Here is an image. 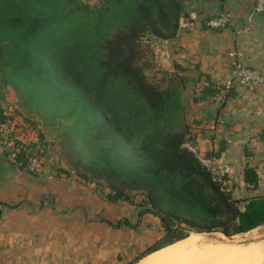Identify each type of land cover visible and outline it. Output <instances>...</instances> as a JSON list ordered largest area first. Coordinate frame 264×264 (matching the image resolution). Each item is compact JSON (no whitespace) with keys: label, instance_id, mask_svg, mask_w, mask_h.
<instances>
[{"label":"trees","instance_id":"1","mask_svg":"<svg viewBox=\"0 0 264 264\" xmlns=\"http://www.w3.org/2000/svg\"><path fill=\"white\" fill-rule=\"evenodd\" d=\"M70 1L0 0V74L41 103L62 105L63 115L76 120L74 133L95 143L94 157L77 159L84 167L78 174L106 178L112 202L142 190L148 205L139 213L158 216L165 231L176 224L231 235L264 223V194L236 198L220 189L184 145L190 125L180 89L145 72L142 37H174L184 0ZM221 87L208 83L200 97ZM5 118L0 105V122ZM25 153L16 156L21 165ZM258 179L254 166H244L247 189ZM157 249L149 246L125 264Z\"/></svg>","mask_w":264,"mask_h":264},{"label":"crops","instance_id":"2","mask_svg":"<svg viewBox=\"0 0 264 264\" xmlns=\"http://www.w3.org/2000/svg\"><path fill=\"white\" fill-rule=\"evenodd\" d=\"M253 4L184 0L176 35L166 42L150 39L162 65L184 77L182 92L190 89L186 141L233 177L236 198L264 194V86L222 85L234 60L264 70V13L254 12ZM222 11L232 14L227 26L206 24ZM208 83L222 87L200 97ZM246 165L259 176L252 190L243 180ZM115 204L77 179L30 171L0 147V264H125L145 245L142 229L159 217L138 211L132 222L128 215L114 213ZM118 218L121 222L114 226Z\"/></svg>","mask_w":264,"mask_h":264},{"label":"rangeland","instance_id":"3","mask_svg":"<svg viewBox=\"0 0 264 264\" xmlns=\"http://www.w3.org/2000/svg\"><path fill=\"white\" fill-rule=\"evenodd\" d=\"M72 1H70V3H72ZM79 1L92 5L99 0ZM142 41L145 45H143L142 48L145 61L148 64L147 67H145V72L148 78L160 86L176 85L180 89V98L185 108V104H187V99L190 95V93H188L190 92V89H188V92H182V88L185 85L184 77L182 78L178 76L176 70H169L162 65L159 56L160 54L156 55V53L151 50L150 43L152 41L148 43L146 35L142 37ZM8 80V77L7 79L2 78L0 74V105L3 107L6 117L16 123L18 137L24 139L26 142H30L31 145L38 148L42 161L39 171L36 172L38 174L44 173V175H48L49 177L59 175L64 178L77 179L87 185H91L92 188H96L100 198L102 196L106 198L105 194L111 190L110 183L106 178L90 177L84 179L77 172V167L84 169L83 166L80 164L78 165L77 159L80 157L92 156L96 149V145L91 138H88L85 134L78 135L74 133L76 120L73 118H66V116L63 115L64 108L62 105H55L48 101L41 103L36 99L29 97L24 89L15 86ZM69 137L76 143L78 147L77 152L70 145L71 142ZM186 142L187 141L184 142V145ZM94 156L95 155L92 157ZM144 199H146L145 192L140 189H130L125 198L116 201L113 211L115 214H120L121 216L124 214L128 215V217L132 219L131 221L135 222L137 219V212L148 205L143 202ZM239 203L242 204V201ZM115 217L114 220L116 221L117 218ZM153 219L154 220L148 222V227L146 229H142L145 231H141L139 234L140 240L146 239L145 245L138 247V250H135L137 253L132 254L131 259L149 246L155 245L158 248L163 247L162 249L173 248V246L183 240L184 237L187 238V235H192L190 232H198L202 234L198 235L200 237V249L206 253V256L207 253L209 254L207 257L193 259V256H188L186 252L184 256L174 255L170 260L169 258L166 259L163 264H244V260L246 261L245 264H248L247 260L253 261L254 264H264V253L251 257L249 258L250 260L242 259V263L240 262L241 259H238L237 257L235 259V256L232 258L229 253H226L228 255L225 254L223 257L224 253L221 256V253L219 252V255L217 252L214 254L215 251L213 250L218 247L217 249L227 248L234 252L238 249L252 247V245L254 247L256 244H264V223L250 230L232 234V238H229L218 230L196 231L187 228L188 226L181 229L178 228L176 224L171 226L174 230L165 231L163 228V221L161 219L158 220L159 218L157 217ZM155 219L157 220L158 225H155ZM206 249H209L210 251L207 252ZM210 252L211 254L214 253L211 255Z\"/></svg>","mask_w":264,"mask_h":264},{"label":"built area","instance_id":"4","mask_svg":"<svg viewBox=\"0 0 264 264\" xmlns=\"http://www.w3.org/2000/svg\"><path fill=\"white\" fill-rule=\"evenodd\" d=\"M254 12L264 13V0H254ZM232 21V14L229 11H222L216 15H212L206 19V24L210 27H225ZM240 85L246 89H256L264 86V70L251 67L240 60H234L231 65V75L222 83L225 89L234 85ZM188 148L194 151L200 161L211 172L213 179L219 184L221 190L225 192L231 191L233 187V177L228 176L209 158L201 153L197 147L186 142ZM0 147L6 149L8 153L16 159L18 151L23 149L25 153V167L30 171H39L41 166V156L38 148L18 137V129L16 123L10 118H5L0 122Z\"/></svg>","mask_w":264,"mask_h":264},{"label":"bare ground","instance_id":"5","mask_svg":"<svg viewBox=\"0 0 264 264\" xmlns=\"http://www.w3.org/2000/svg\"><path fill=\"white\" fill-rule=\"evenodd\" d=\"M190 233H192V235H189V236H187V238H184L183 240H181L178 244L174 245L173 248H166V249H161V250L155 251V252L145 256L144 258L138 260L135 264H163V262L166 259L169 258V260H170V258H173L174 255L184 256V254L186 252H187L188 256H193V259H200V258L207 257L209 254L207 253V256H206V253L200 249L201 248L200 247V237L198 235L199 234L202 235V234L198 233V232H190ZM217 248L213 249L215 251V253L213 252L214 254H216V252L217 253L219 252V253H221V256H222V254L224 253V255H223V257H224L226 253H229L232 258H233V256H235V259H236V257L238 259H241L240 262H242V263H243L242 259H249L251 257L258 255V254L264 253V244H262V245L256 244V246H254V247L252 245V247H248L246 249H238L234 252L227 249V248H220V247H219L220 249H217ZM213 250H211V251H213ZM232 250H235V249H232ZM209 251L210 250L208 249L207 252H209ZM219 253H218V255H219ZM210 254H211V252H210ZM226 255H228V254H226ZM240 262H238V263H240ZM167 263H168V260H167ZM245 263H246V261L244 260V264ZM247 263L252 264L253 261L247 260ZM211 264H214V263H211Z\"/></svg>","mask_w":264,"mask_h":264},{"label":"water","instance_id":"6","mask_svg":"<svg viewBox=\"0 0 264 264\" xmlns=\"http://www.w3.org/2000/svg\"><path fill=\"white\" fill-rule=\"evenodd\" d=\"M163 40V42H166V38H163L162 39ZM165 52L167 53V49H165ZM190 231V230H189ZM229 238H232V234L231 235H227Z\"/></svg>","mask_w":264,"mask_h":264}]
</instances>
